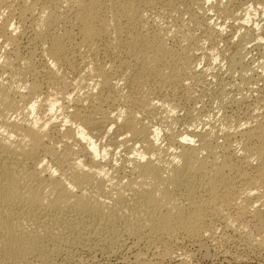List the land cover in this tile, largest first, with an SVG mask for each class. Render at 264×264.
I'll use <instances>...</instances> for the list:
<instances>
[{
    "label": "bare ground",
    "instance_id": "bare-ground-1",
    "mask_svg": "<svg viewBox=\"0 0 264 264\" xmlns=\"http://www.w3.org/2000/svg\"><path fill=\"white\" fill-rule=\"evenodd\" d=\"M231 2L0 0V264H67L79 249L138 245L168 258L180 236L261 220L264 50L252 65L242 53L251 40L264 47L254 26L225 57L217 117L169 126L177 94L190 97L186 80L205 76L195 58H213L225 38L203 13L238 21ZM145 253L132 263L154 264Z\"/></svg>",
    "mask_w": 264,
    "mask_h": 264
},
{
    "label": "rangeland",
    "instance_id": "rangeland-1",
    "mask_svg": "<svg viewBox=\"0 0 264 264\" xmlns=\"http://www.w3.org/2000/svg\"><path fill=\"white\" fill-rule=\"evenodd\" d=\"M231 4H232V7L234 8V10L236 11V14H238V16H241L240 18H238V21H237V19H233V18H230V19L229 18H225V19H223V18L220 19L219 18L220 19L219 20L213 15V12H211L210 10H205V13H203V18L204 19L208 17L210 19V21L214 20L213 22L217 23L219 26L221 25L222 28L224 27L223 28V33H224L223 36L225 35L224 36L225 38H223V42L222 41H218V42L215 41V43H216L215 44L216 45L215 46L216 47L215 50L216 51L215 50L213 51V54H212L213 58H211V55H207V56L205 55L203 57L198 55L197 58L199 57L198 58L199 60L197 58H195V61L198 63V64L196 63V65H197L196 69L197 68L199 70L205 69L206 70L205 76L203 77V81H202L203 83L201 82L202 85L200 83L195 85L191 81L186 80L187 83H189V82L191 83V84L189 83V86L191 88V93H190V97H187L188 99L187 98H185V99L182 98L183 97V96H181L182 93L181 94H177V96H178L177 99H178V103H179V106H178V108H176V111H175L176 112L175 119H177V120L174 119L171 123H169V126H171L173 124L171 126V128H172V130L174 132H177L180 128H182V126H186L187 124H190L191 121H192L191 123H192V126H193L194 125L193 124V120L195 118V115H198V114H195V113H200V111H201V114L202 113L206 114V116L209 119H210L209 113H211L210 114L211 119H214L219 114V112L217 111V109L215 107L216 103H215V99L213 97L214 96V90L216 89V87L218 85L216 82H218L220 80L219 78L221 77V74L223 76L222 78H224L225 81L230 79L229 77H226L228 75L225 72V68H226V58L225 57L229 53H232L235 50V48L239 47L238 43L240 41L238 39L239 38L238 36H239L240 32L245 30L244 28H249V27H253L254 26L253 28H255L254 29L255 33L258 31V33H260V35L262 36L261 42L264 40V12H262V10L264 9V0H256V1L255 0H232ZM204 14H206V15H204ZM208 18L205 19V20L208 21L209 20ZM241 18H243V19H241ZM231 19H233L235 21H233ZM232 24H234V25H232ZM240 29H242V30H240ZM194 32L199 35V33H201V30L200 29H198V30L194 29ZM226 38H228V39H226ZM170 43H172V42H170ZM207 43H209V42H204L203 43V45L206 48L210 47ZM222 49H224V50L222 51ZM242 49H244V51L242 50V53L244 55L245 62L247 61L246 62L247 64L249 63L250 65H252V64H254L256 62V60L257 61L261 60V58H262L261 56H263V54L261 55V52H262V50H264V47L259 46L256 43V40H254V42H253V40H251L250 42H247L246 45L244 44V47ZM220 50H221V53H219ZM224 51H225L226 54L223 53ZM196 52L195 53L198 54L199 50L196 51ZM217 53H219V55H217ZM222 53H223L224 57L222 56ZM215 73H216L217 76L218 75H220V76L216 77ZM201 87H202V89H201ZM225 91H226V93H227L226 95L228 97L229 96H238L239 95L238 91L235 90V88H233V87L232 88L228 87V88H226ZM192 94H194V95H192ZM253 94L246 93V95H250L248 97L249 99L252 97ZM191 95H192V97H191ZM213 102H214V104H212ZM192 105H193V107H192ZM230 106H231V108H230ZM186 108L188 109L189 112H191L190 113L191 116H189L190 114H189V112L187 111ZM191 108H193V109H191ZM231 109H232V105L228 104L227 110L231 112L232 111ZM197 110H199V111L197 112ZM185 113H186V115H185ZM187 113H188V115H187ZM213 113H215V114H213ZM212 114L216 115V116H213ZM206 116H205V118H207ZM190 117H192V119ZM153 121H156V120L155 119L152 120V124L154 126H156L157 121L154 122V123H153ZM186 121H188V122H186ZM194 121H195L194 123L197 124V125L195 124V126H198V127H200L201 125L205 126V124L203 122L199 121V119H198L199 122L196 120V118H195ZM166 125L167 124H165V126ZM157 126L161 127V128L163 127L161 131H163V129L165 127V126H160L158 124H157ZM161 131L159 132L160 133L159 134L160 135V142L163 144V143L166 142V139L164 138L165 137V134L163 133L164 131L163 132H161ZM111 158H113V156H111ZM262 210L264 211V209H262ZM262 210H260L261 216H262L260 221L259 220H254V219L251 221L252 217L250 218V216H248V215L245 216L246 218L244 217V219H243L244 221L242 220V222L244 224L246 223L247 227L244 228V229H246L244 231H247L248 234L245 233L243 230H242V232L239 231L238 233L236 231H233L232 229H230V230L226 229V231H225V230H222L218 226L219 228H218V232L216 233L217 235L214 234L212 236V234L209 235L210 233L209 234L205 233L207 235V237H205L206 236L205 234H202V236L200 235L198 237H189V238L183 237V236H182L183 237L182 238L180 236V237H178L176 239L177 241L175 240L176 241L175 243L172 242L171 243L172 245L170 244L171 256H169L168 258L167 257H163V258L160 257L159 258V257H156V255L153 256L151 254L152 253L151 250L147 246L138 245V246H134L132 248H121L120 251L119 250L117 251L115 249L113 252L117 251L116 253H112L111 251L108 252L107 250H102V252L98 250L99 252L95 251V253H94V251H92L93 252L92 253L90 251L84 250L85 251V253H84L83 249H79V250H77V252H75V257L77 259L76 258L71 259V260H69V262L67 264H78L76 262H79L80 264H133L132 260H134L135 253L139 254L140 252H142V253L146 252L145 254H142V256H144V255L146 256V254H147L146 259H148V260H153L154 259L156 264H264V245H261V244H264V237L262 236V235H264V222H263V220H264V218H263L264 214L263 213L264 212ZM230 213L232 214V211ZM249 218H250V220H249ZM245 219L246 220L248 219L247 222L245 221ZM254 221H255V223H254ZM258 221H259V225L261 226V228H260V226L258 227V224H257ZM251 223L256 225L259 228L258 229L259 231L257 229H256L257 231H255L254 228L256 226L251 225ZM248 224H250V225H248ZM247 229H249V230H247ZM248 231H250V233ZM218 234H220V235L218 236ZM240 235H241V238H239ZM249 235H251V236L253 235V236L251 237ZM210 236H212V237H210ZM250 241H251V243H250ZM259 241H260V243H259ZM249 247H251V248H249ZM133 248H134V250H133ZM128 249H130V251L131 250L132 251L130 252ZM145 249L147 251H144ZM81 250L83 252H81ZM125 250H126V252H125ZM138 250L140 252H138ZM77 253L79 254V256L77 255ZM132 255H134V256H132ZM149 256L152 257V258H148ZM92 257H93V259H90ZM158 258L160 259V261H159ZM120 260H122V261H120Z\"/></svg>",
    "mask_w": 264,
    "mask_h": 264
}]
</instances>
